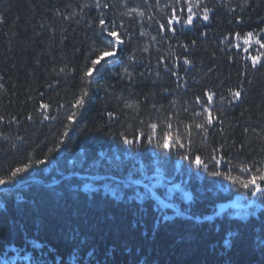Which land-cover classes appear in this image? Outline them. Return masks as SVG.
Returning <instances> with one entry per match:
<instances>
[{
    "label": "trees",
    "instance_id": "16d2710c",
    "mask_svg": "<svg viewBox=\"0 0 264 264\" xmlns=\"http://www.w3.org/2000/svg\"><path fill=\"white\" fill-rule=\"evenodd\" d=\"M104 3L110 7L0 0V177L34 165L0 186V264H264V200L215 216L223 203L246 206L253 196L181 158L199 154L209 171L241 178L249 175L240 171L244 164L264 170V67H251L235 38L264 29V0H203L194 11L207 7L209 21L177 24L174 34L158 28L182 6L175 0ZM132 7L145 16L123 15ZM101 13L123 22L132 39L89 84L83 73L101 45ZM84 87L89 96L73 123L68 116ZM230 89L241 98L233 100ZM206 91L216 94L210 107L218 122L206 135L193 127L190 150L156 147L170 131L165 121L179 128L181 142L185 124L204 121L195 115L203 110L196 97ZM151 123L160 124L155 133ZM140 132L133 147L123 143Z\"/></svg>",
    "mask_w": 264,
    "mask_h": 264
},
{
    "label": "snow or ice",
    "instance_id": "6c2138e0",
    "mask_svg": "<svg viewBox=\"0 0 264 264\" xmlns=\"http://www.w3.org/2000/svg\"><path fill=\"white\" fill-rule=\"evenodd\" d=\"M175 3L177 5H182L179 8L173 7L171 10V16L166 19V23H160L158 32H167L171 31L173 34L176 32L175 25L181 24L183 26H192L194 23V20L197 18H202L204 21H209L210 16L209 12L211 11L207 7H203L201 12L194 11V9H201L203 0H175ZM124 5L127 7V0H124ZM95 7L96 8H109V3L101 4V0H95ZM168 7V5H166ZM133 14L143 18L145 16V13L140 10L138 7H132L128 8L126 13H123V15L132 16ZM67 19H71V17H66ZM153 17L149 16L148 20L151 21ZM3 22V17L0 16V23ZM97 27L100 30V35L102 37L101 45L96 46L93 49V55L90 59V61L86 64L83 77L87 79V82L91 83V77H93L94 73L97 72L98 66H103L107 61L111 58L118 57L124 46L126 41L131 42L132 36L128 32V30L124 27L123 22L117 24L115 21L107 18L103 13H101ZM121 30H123V35H121ZM148 33L141 31L139 33L140 36H145ZM262 34H264V29H261L259 33H255L252 31L247 32L244 34L243 37L239 33L235 34V38L239 41L242 40V43L244 47L242 48V51L245 53H249L245 59L249 60L251 62V67L256 68L258 65L261 67H264V38H262ZM153 41L156 40V37H151ZM195 45V41H192V46ZM253 46H258L255 49L256 54L252 55L250 53V49L253 48ZM183 47L187 50L189 48V45H183ZM237 49H241V44L237 43L235 45ZM144 51H147V48L143 49ZM130 60L134 61L135 57L132 56L129 58ZM183 63L186 65H192L193 61L189 60L187 57L184 58ZM167 68V66L165 65ZM179 67V65H177ZM63 71V69H61ZM171 71V70H169ZM125 72H127V69H125ZM174 75L178 76V73L173 72ZM3 86L0 85V88ZM232 99L233 100H239L241 98V91L236 90L232 91L229 90ZM215 92L212 91H206L203 94V99L200 96L196 97V103L201 106L203 109L201 112L195 113L197 116H204L205 119L201 123H195L194 125H188L185 124V134L186 139L184 142H181L184 137L179 132V128H173V124L165 121L166 128L170 131H164L162 133V143H157L156 147H162L165 150L172 151V145L175 144L178 146V148H188L190 150L192 140V128L201 130L205 135L208 132V127L212 125L214 122H218V118L213 117L212 110L210 105L213 103ZM89 96V90L87 87L82 88L81 93L78 97L75 98V102L72 104V108L76 109L77 111H73L69 116L68 120L75 123V118L78 114V110L82 109L85 106L86 99ZM223 99V98H222ZM231 102V101H230ZM41 109H47L49 105L47 104H41ZM127 108H133V104L128 103L125 105ZM155 107V105H153ZM187 111V109H185ZM110 117L113 116V113L108 114ZM50 117L45 115L44 119H49ZM27 119L31 120L32 116L29 115ZM4 117H0V121H3ZM149 127L153 130V133H155L156 129L160 127V124L158 123H151ZM247 131V130H246ZM65 136H67V132L64 133ZM144 138V133L140 132L138 135L134 136L133 138H129L128 136L123 137V143L128 145L129 147H133L135 144L139 143V141ZM147 142L149 144L153 143V136L149 135L147 137ZM244 146L241 145V148ZM223 148V145L220 146V149ZM220 149H213L214 152H219ZM58 150V149H57ZM182 159L189 160L190 163H193L197 169H203V171L208 172L209 175L218 177L222 176L229 181H231L233 184L238 185L239 187H242L246 190V194L251 193L252 196H258L261 200H264V170L262 169H254V165L244 164L241 166L240 171L243 173H248L247 178H241L239 176H232L229 173L220 172V171H209V165L206 163L199 154H195L194 157L189 156L187 154L183 155L181 157ZM211 159L216 162V164H219L223 160V156H220L219 159H217L216 156H212ZM35 163L38 164H45L47 163L46 160H38ZM34 165L32 163H26L23 166L16 167L14 170L10 172V175L7 179L0 177V186H4L9 184L12 181H15L18 176L21 174L28 172L29 169H31Z\"/></svg>",
    "mask_w": 264,
    "mask_h": 264
},
{
    "label": "water",
    "instance_id": "95a60500",
    "mask_svg": "<svg viewBox=\"0 0 264 264\" xmlns=\"http://www.w3.org/2000/svg\"><path fill=\"white\" fill-rule=\"evenodd\" d=\"M99 178H102V176L101 177H99ZM137 183H139V184H143L142 182H139V181H136ZM1 190V189H0ZM254 197L255 196H253V198H252V200L250 201V204L253 202V199H254ZM161 200H163L162 198H161ZM164 201V200H163ZM168 206H170L171 208H173L174 210H176L173 206H171L168 202H166V201H164ZM234 206V205H232L230 202L229 203H224V204H222L221 206ZM235 208H238V209H241V208H243L242 206H234Z\"/></svg>",
    "mask_w": 264,
    "mask_h": 264
},
{
    "label": "rangeland",
    "instance_id": "374dc122",
    "mask_svg": "<svg viewBox=\"0 0 264 264\" xmlns=\"http://www.w3.org/2000/svg\"><path fill=\"white\" fill-rule=\"evenodd\" d=\"M5 188H7V187H4V189ZM253 203H254V200H253ZM230 208V206H220V210H221V213L222 212H224V211H226L227 209H229ZM220 212H216V214H215V216H218V215H220L221 214Z\"/></svg>",
    "mask_w": 264,
    "mask_h": 264
},
{
    "label": "bare ground",
    "instance_id": "6f19581e",
    "mask_svg": "<svg viewBox=\"0 0 264 264\" xmlns=\"http://www.w3.org/2000/svg\"><path fill=\"white\" fill-rule=\"evenodd\" d=\"M96 178H98V179H100L99 177H96ZM129 180H120V182H128ZM210 218H212V217H210ZM208 219V218H207ZM207 219H204V220H207Z\"/></svg>",
    "mask_w": 264,
    "mask_h": 264
}]
</instances>
